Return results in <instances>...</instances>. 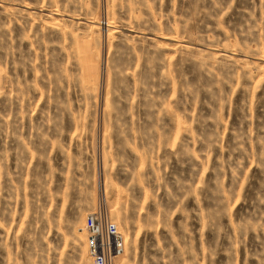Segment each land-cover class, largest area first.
Returning <instances> with one entry per match:
<instances>
[{"label":"rangeland","instance_id":"374dc122","mask_svg":"<svg viewBox=\"0 0 264 264\" xmlns=\"http://www.w3.org/2000/svg\"><path fill=\"white\" fill-rule=\"evenodd\" d=\"M94 211L112 264H264V0H0V264H95Z\"/></svg>","mask_w":264,"mask_h":264},{"label":"built area","instance_id":"2783aa9c","mask_svg":"<svg viewBox=\"0 0 264 264\" xmlns=\"http://www.w3.org/2000/svg\"><path fill=\"white\" fill-rule=\"evenodd\" d=\"M92 213L86 217V228L88 232L87 244L89 253L95 264H112L113 259L122 252L121 235L116 232L117 230L112 223L101 219V213L99 211L95 212V214ZM106 232L110 235H114L116 233L118 234L119 247L117 249H114L115 245L112 246L111 238L102 242V238L104 237L103 235ZM95 236L100 238L95 239Z\"/></svg>","mask_w":264,"mask_h":264},{"label":"bare ground","instance_id":"6f19581e","mask_svg":"<svg viewBox=\"0 0 264 264\" xmlns=\"http://www.w3.org/2000/svg\"><path fill=\"white\" fill-rule=\"evenodd\" d=\"M93 64H96V67H95V72H97V70H98V66H97V63H95L94 62V60L93 59H90V62L87 64V65H93ZM101 72V71H100ZM103 242V241H102Z\"/></svg>","mask_w":264,"mask_h":264}]
</instances>
